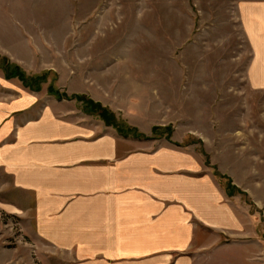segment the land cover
I'll list each match as a JSON object with an SVG mask.
<instances>
[{
    "label": "rangeland",
    "instance_id": "obj_1",
    "mask_svg": "<svg viewBox=\"0 0 264 264\" xmlns=\"http://www.w3.org/2000/svg\"><path fill=\"white\" fill-rule=\"evenodd\" d=\"M244 2L264 0H0V91L27 89L57 112L76 106L128 136H184L222 187L258 211L264 92L248 81ZM239 166L262 171L261 182L221 172ZM240 178L248 190L233 186ZM12 189H0V264L71 262L36 234L32 208L21 207L30 195ZM259 220L264 236V209Z\"/></svg>",
    "mask_w": 264,
    "mask_h": 264
},
{
    "label": "crops",
    "instance_id": "obj_2",
    "mask_svg": "<svg viewBox=\"0 0 264 264\" xmlns=\"http://www.w3.org/2000/svg\"><path fill=\"white\" fill-rule=\"evenodd\" d=\"M241 6L254 48L248 81L264 92V3ZM4 86L0 189L30 195L21 207L32 208L40 239L74 257L68 264H264V198L252 211L184 136L124 135L76 106L57 112L53 99ZM168 122L132 124L148 135ZM241 166L221 172L261 182L262 171ZM242 179L233 186L248 190Z\"/></svg>",
    "mask_w": 264,
    "mask_h": 264
},
{
    "label": "trees",
    "instance_id": "obj_3",
    "mask_svg": "<svg viewBox=\"0 0 264 264\" xmlns=\"http://www.w3.org/2000/svg\"><path fill=\"white\" fill-rule=\"evenodd\" d=\"M97 109H98V110L100 109V107L98 106V104H96V105H95V107H94V108H92L90 111H96ZM100 110H101V109H100ZM104 113H105V112H104V111H102V112H101V114H100V116L104 117V116H103V115H104Z\"/></svg>",
    "mask_w": 264,
    "mask_h": 264
}]
</instances>
